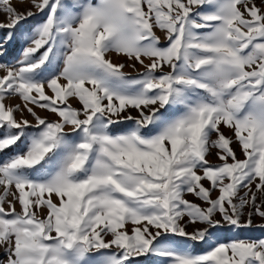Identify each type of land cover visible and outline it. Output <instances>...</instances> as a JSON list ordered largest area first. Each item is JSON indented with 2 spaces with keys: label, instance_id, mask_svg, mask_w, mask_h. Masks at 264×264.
I'll return each mask as SVG.
<instances>
[{
  "label": "snow or ice",
  "instance_id": "obj_1",
  "mask_svg": "<svg viewBox=\"0 0 264 264\" xmlns=\"http://www.w3.org/2000/svg\"><path fill=\"white\" fill-rule=\"evenodd\" d=\"M18 2L0 264H264V238H218L264 229V0Z\"/></svg>",
  "mask_w": 264,
  "mask_h": 264
},
{
  "label": "rangeland",
  "instance_id": "obj_2",
  "mask_svg": "<svg viewBox=\"0 0 264 264\" xmlns=\"http://www.w3.org/2000/svg\"><path fill=\"white\" fill-rule=\"evenodd\" d=\"M14 5L17 7L18 11H25L27 10L28 7H30L29 4L27 3H19L18 0H13ZM4 19V15L2 13H0V20ZM156 34L161 37V39H163L164 34L160 31L157 30ZM12 56H15L16 53L13 52L11 54ZM113 57H116L115 54H113ZM114 59V58H113ZM0 62H2V59H0ZM8 63H12L13 60L11 59V57H9L7 59ZM126 71H130V69H125ZM6 102L11 103V104H15L18 103L17 100L14 99H8L6 100ZM45 113H42V115H44ZM17 117H19V113L16 114ZM29 119H31V117H28ZM233 147L236 149V154L237 157L239 159H243V154L242 152L239 150L237 145H233ZM213 152H215V150H212ZM9 153H5L4 155L7 156ZM208 159L212 162H218L217 158L215 157V155H211L208 157ZM0 192H2V188H0ZM213 196L216 195L215 192L212 193ZM186 198L189 200H192L196 203H201V201H199L197 198H195L194 196H192L191 194H186ZM6 207V205H5ZM17 210H19V205H17ZM252 222L253 225L258 224L259 222H261V217H259L258 215H253L252 216ZM195 227V225H189L188 226V231H192L193 228ZM218 238L220 242H228L232 239H248V240H258L260 238H264V229L260 228V227H250V228H245V229H241L239 231H222L220 233H218ZM206 246L205 245H198L197 246V251H201L203 249H205ZM0 259H6V257H3L2 255H0Z\"/></svg>",
  "mask_w": 264,
  "mask_h": 264
},
{
  "label": "bare ground",
  "instance_id": "obj_3",
  "mask_svg": "<svg viewBox=\"0 0 264 264\" xmlns=\"http://www.w3.org/2000/svg\"><path fill=\"white\" fill-rule=\"evenodd\" d=\"M113 58H114V60L117 59V57H113Z\"/></svg>",
  "mask_w": 264,
  "mask_h": 264
}]
</instances>
